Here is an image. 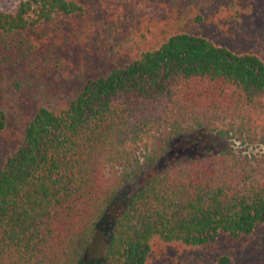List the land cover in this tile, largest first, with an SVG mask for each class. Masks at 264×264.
I'll return each instance as SVG.
<instances>
[{"label": "trees", "instance_id": "16d2710c", "mask_svg": "<svg viewBox=\"0 0 264 264\" xmlns=\"http://www.w3.org/2000/svg\"><path fill=\"white\" fill-rule=\"evenodd\" d=\"M219 2L0 9V131L15 136L0 168V264H80L89 249L149 264L156 242L194 264H264V60L240 29L203 33ZM199 134L244 148L177 147Z\"/></svg>", "mask_w": 264, "mask_h": 264}, {"label": "rangeland", "instance_id": "374dc122", "mask_svg": "<svg viewBox=\"0 0 264 264\" xmlns=\"http://www.w3.org/2000/svg\"><path fill=\"white\" fill-rule=\"evenodd\" d=\"M20 0H0V9L12 10ZM218 6L214 7L210 4L209 17L206 18L203 25V33L213 39L230 37L231 33L240 29L243 37L239 40L242 44V49L256 53L262 60H264V0H220ZM234 1L238 7H242L243 14L238 16L234 13L228 3ZM151 5V4H150ZM150 5H142L144 9H147V15L153 12ZM147 7V8H146ZM148 16V17H149ZM244 26L245 28H243ZM232 31V32H231ZM240 37V36H239ZM73 57L69 55L67 57L70 61ZM12 132L9 130L0 131V168L3 166L5 159L9 153L15 149L14 137ZM237 150H241L244 147L234 144L231 140L219 139L216 137H210L207 134H199L195 137L188 139H181L178 141L177 147L179 148H192V152H203L213 151L215 149L233 147ZM251 150H259V148H253ZM264 151V147L261 149ZM170 162V155L166 154L155 166L146 167L142 171L140 177L137 178L136 182H130L126 185V190L130 191L135 188L137 184H140L144 179L153 176L160 170H162L166 164ZM120 206V205H119ZM107 219L104 220L105 223ZM103 224V223H102ZM103 227H99L97 230V239L94 245L98 246V238L100 236ZM264 233V229L261 231ZM257 234L255 235V240ZM252 241V239H251ZM220 247L229 250L235 244L225 243V241L219 242ZM190 251H185L183 248L175 246L174 248L168 245L154 243L152 247L151 257L149 264H194L193 258L189 254ZM176 254V255H175ZM80 264H104L97 257V252L89 249L83 257Z\"/></svg>", "mask_w": 264, "mask_h": 264}]
</instances>
